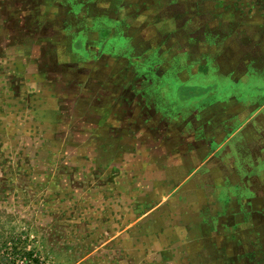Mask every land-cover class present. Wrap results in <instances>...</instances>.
Returning a JSON list of instances; mask_svg holds the SVG:
<instances>
[{
  "label": "rangeland",
  "instance_id": "1",
  "mask_svg": "<svg viewBox=\"0 0 264 264\" xmlns=\"http://www.w3.org/2000/svg\"><path fill=\"white\" fill-rule=\"evenodd\" d=\"M27 1L0 0V264L195 257V238L180 239L199 232V205L214 202L196 194L195 180L184 184L186 195L174 191L198 165L191 153L201 109L214 105L230 129L237 124L218 103L261 100L230 86L238 53L167 52L162 36L122 35L125 24L136 27L135 15L111 21L94 0ZM208 32L215 44L225 38ZM203 80L217 81L221 94L190 98L211 86ZM178 85L189 101H179ZM180 221L187 229L177 232Z\"/></svg>",
  "mask_w": 264,
  "mask_h": 264
},
{
  "label": "crops",
  "instance_id": "2",
  "mask_svg": "<svg viewBox=\"0 0 264 264\" xmlns=\"http://www.w3.org/2000/svg\"><path fill=\"white\" fill-rule=\"evenodd\" d=\"M34 1L32 3L37 4ZM90 4L101 16L115 22H124L135 15L136 27L130 30L125 24L122 35L133 36L136 40L141 36H162L161 43L167 38V52L180 51L189 56L198 52L218 54L220 50L238 53L239 58H234L229 66L230 86L261 100L246 98L240 104L236 98L234 103L230 101L233 99L218 103L216 107L227 106L224 116L233 117L237 124L230 129L221 124L220 115H213L217 112L214 105L201 109L202 121L195 130L199 129L202 134L193 135L196 152L191 153L198 165L190 174H185V182L174 193L186 195L184 184L187 182L189 186L195 180L196 194L200 196L206 192L214 203L210 207L199 205L194 217L200 226L199 232H185L180 239V243L191 245L195 238L200 246L194 252L195 257L191 258L193 251H189L185 257L182 254L171 259L178 264H264V0H159L157 8L160 9L154 13L151 12L154 0H121L119 5L114 0H94ZM54 5L59 8L56 3ZM50 11L55 13L52 8ZM154 19L159 25L146 24ZM236 23L243 24L242 28L236 29ZM207 30L225 36L222 43L210 42ZM240 56L251 58L239 62ZM198 62L203 66V63L208 64L203 59H191L190 63ZM179 76L183 81L184 75L180 73ZM203 82L211 86L205 89L206 92L199 91L190 98L203 101L221 94L217 81ZM185 87L178 85L176 93L183 103L190 99H183ZM197 88L201 90V86ZM223 132L229 134L227 139L221 137ZM209 179L211 186L206 184ZM197 217L200 220L197 221ZM206 217L212 221L208 222ZM174 228L180 232L187 229V223L180 221ZM168 232L167 226V235ZM188 257L195 262L186 261Z\"/></svg>",
  "mask_w": 264,
  "mask_h": 264
}]
</instances>
